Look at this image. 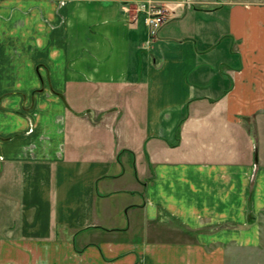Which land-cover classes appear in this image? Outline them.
I'll return each instance as SVG.
<instances>
[{"label":"crops","instance_id":"obj_1","mask_svg":"<svg viewBox=\"0 0 264 264\" xmlns=\"http://www.w3.org/2000/svg\"><path fill=\"white\" fill-rule=\"evenodd\" d=\"M0 0V264H264V0Z\"/></svg>","mask_w":264,"mask_h":264},{"label":"built area","instance_id":"obj_2","mask_svg":"<svg viewBox=\"0 0 264 264\" xmlns=\"http://www.w3.org/2000/svg\"><path fill=\"white\" fill-rule=\"evenodd\" d=\"M138 10L146 12L145 21L149 26L151 37L155 36L159 28L167 21L166 9L163 4L154 3L152 0L139 2Z\"/></svg>","mask_w":264,"mask_h":264},{"label":"rangeland","instance_id":"obj_3","mask_svg":"<svg viewBox=\"0 0 264 264\" xmlns=\"http://www.w3.org/2000/svg\"><path fill=\"white\" fill-rule=\"evenodd\" d=\"M159 4V3H158Z\"/></svg>","mask_w":264,"mask_h":264}]
</instances>
